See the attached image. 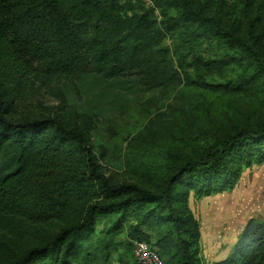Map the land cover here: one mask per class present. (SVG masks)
Segmentation results:
<instances>
[{"label": "trees", "instance_id": "16d2710c", "mask_svg": "<svg viewBox=\"0 0 264 264\" xmlns=\"http://www.w3.org/2000/svg\"><path fill=\"white\" fill-rule=\"evenodd\" d=\"M151 5L161 1L143 0ZM188 40L213 35L229 49L253 54L259 71L238 83L207 84L200 72L223 73L235 56L196 60L195 86L224 95H254L264 64L259 53L206 14L209 0H173ZM132 0H0V264H112L115 239L145 242L164 264H201L197 221L187 203L231 192L243 168L264 164V121L212 139L194 158L143 174L149 187L111 184L100 172L77 124L55 117L11 120L2 82L35 78L115 79L143 69L151 88L174 83L176 72L155 28L153 7ZM236 53V51H234ZM186 81L187 75H185ZM192 83V82H190ZM162 137L158 132H151ZM106 221L96 235L98 221ZM152 234V235H151ZM213 264H264V221L246 222L230 253Z\"/></svg>", "mask_w": 264, "mask_h": 264}, {"label": "rangeland", "instance_id": "374dc122", "mask_svg": "<svg viewBox=\"0 0 264 264\" xmlns=\"http://www.w3.org/2000/svg\"><path fill=\"white\" fill-rule=\"evenodd\" d=\"M150 6L155 28L169 29L162 47L176 72L174 83L151 88L145 71L138 69L110 80L92 74L1 84L11 120L55 117L68 126H80L100 172L111 184L149 187L143 174L178 165L183 157L194 158L210 140L264 121V72L254 95H224L195 86L196 60L235 56L223 73L200 72L207 84L219 85L238 83L259 71L254 55L229 49L213 35L190 42L191 29L179 26L180 8L173 0L158 5L132 0L130 8L141 13ZM206 14L221 29L232 28L264 64V0H209ZM187 207L199 226L200 263L222 260L248 220L264 221V164L243 168L231 192L204 198L191 194ZM107 227L106 221H98L95 234L102 236ZM124 232L115 239L118 247L111 254L112 264L133 261Z\"/></svg>", "mask_w": 264, "mask_h": 264}, {"label": "built area", "instance_id": "2783aa9c", "mask_svg": "<svg viewBox=\"0 0 264 264\" xmlns=\"http://www.w3.org/2000/svg\"><path fill=\"white\" fill-rule=\"evenodd\" d=\"M133 255L137 264H164L156 250L145 242L133 243Z\"/></svg>", "mask_w": 264, "mask_h": 264}]
</instances>
